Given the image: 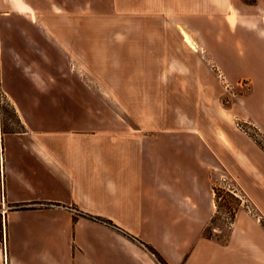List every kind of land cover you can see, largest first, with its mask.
I'll return each mask as SVG.
<instances>
[{"label": "crops", "instance_id": "1", "mask_svg": "<svg viewBox=\"0 0 264 264\" xmlns=\"http://www.w3.org/2000/svg\"><path fill=\"white\" fill-rule=\"evenodd\" d=\"M22 3L16 6L25 11ZM176 5L188 10L193 0H171L160 10H182ZM12 12L0 13L9 25V35L0 37V91L17 125L3 132L0 124V264H158L123 233L152 247L167 264H264V226L253 215L238 211L224 239L207 235L215 216L211 173L225 168L237 177L227 166L232 163L257 177L259 171L252 174L253 167L231 149L245 147L249 160L252 145L230 133L227 147L222 132H215L213 145L204 125L194 130L182 117L156 114L178 76L192 81L193 107L207 104L199 100L210 96L213 73L203 67L197 28L163 20L173 36L107 37L108 75L121 77L128 93L119 99L96 74L82 78V50L91 53L93 43L76 19L55 29L43 24L55 38L38 39L30 34L32 19ZM12 19L18 36L11 34ZM173 39L184 58H171ZM147 52L153 55L147 58ZM97 84L110 98H99ZM135 108L153 114L127 110ZM260 172L262 184L255 181L246 191L264 222Z\"/></svg>", "mask_w": 264, "mask_h": 264}, {"label": "rangeland", "instance_id": "2", "mask_svg": "<svg viewBox=\"0 0 264 264\" xmlns=\"http://www.w3.org/2000/svg\"><path fill=\"white\" fill-rule=\"evenodd\" d=\"M190 1L172 0L175 4ZM22 2L26 3L25 11L16 6L18 3L23 4ZM169 3L171 0H0V13L15 11L27 15L33 21L30 34L38 39L55 38V32L43 27V24L51 23L55 25V29L58 23L70 18L76 19L81 24L83 37L93 43L91 53L89 50H82V78H86L85 74L88 72L96 74L99 82L107 81L113 86V92L119 99L128 93L123 90L125 83L121 77L108 75L107 37L113 33L118 36L125 33L131 39L145 36L147 40L155 35L173 36L171 28L167 26L169 21L181 26L186 23L197 28L201 35L198 37L200 55L205 59L203 67L209 68L213 73V80L210 78L209 83L210 96L207 98L201 94L200 98L204 100H199L200 103L207 104L193 107L196 101L192 100L195 96L191 91L192 81L188 84L185 77L178 76L173 80L172 92L163 93L166 98L164 106L155 110L157 115L189 120L193 123L194 130L204 125L211 135L213 145L215 132L225 135L227 147L231 146L228 137L230 133L235 134L245 146L252 145L253 157H248L249 160L246 159L245 147L242 146L243 150L231 149L239 154L241 163L255 169L252 168V174L256 173V170L259 171L258 175L256 174L258 178L253 175L250 180L245 172H241L242 168L240 170L228 162L227 166L236 170L239 179L225 168L211 173L215 177L212 179L214 187L221 192L215 201V216L208 231L210 235L216 233L224 239L233 221L231 214L238 211L247 212L245 205L241 206L240 199L252 210V213H247L255 214V206L251 204L246 190L250 192V185L255 181L256 184H262L260 171H264V0H193V6L189 5L188 10L178 5L174 7L182 10H160L161 5ZM31 12H34V16ZM7 20L0 16V37L9 35ZM163 20H167L166 27ZM13 22L11 34L13 32L12 35L18 36V21L12 19ZM172 42L175 47L171 58H184L179 49L180 45L176 44L175 39ZM150 55L153 54L147 52L146 57L149 58ZM116 58L121 60L120 54H116ZM99 84V98L100 95L110 98ZM166 103L172 105L167 106ZM127 110L131 115L140 111H144L146 115L153 114V109ZM13 115V109L0 91L2 129L17 128ZM3 210L0 206V239H3ZM261 224L264 226L263 220Z\"/></svg>", "mask_w": 264, "mask_h": 264}, {"label": "trees", "instance_id": "3", "mask_svg": "<svg viewBox=\"0 0 264 264\" xmlns=\"http://www.w3.org/2000/svg\"><path fill=\"white\" fill-rule=\"evenodd\" d=\"M13 113H14V111H13ZM13 116L15 117L16 114L14 113ZM2 130H3V132H13L10 129H2ZM12 130H15V129H12ZM212 190H213V194H214V201H217L219 192H221V191H219V189H217L215 187H213ZM234 215H235V213L231 214L230 218L233 219ZM89 219H91V220H93L95 222H99V223H101V224H103L105 226L116 228L110 221L102 220V219H98V218H91V217H89ZM123 235L126 236L131 241L137 242L138 244L142 245L150 254L153 255V257L155 258V260L157 261L158 264H167L163 260V258L152 247H150L149 245L142 243L141 241H139L135 237L130 236V235L126 234V233H123ZM207 235H210L208 230H207Z\"/></svg>", "mask_w": 264, "mask_h": 264}, {"label": "built area", "instance_id": "4", "mask_svg": "<svg viewBox=\"0 0 264 264\" xmlns=\"http://www.w3.org/2000/svg\"><path fill=\"white\" fill-rule=\"evenodd\" d=\"M244 202H245V201H242V199H240L241 206L245 205V208H246L247 212H248V213H252V210H250L249 205H248V204L246 205ZM253 216L256 218V220H257L258 222H261V219H260V217H259L258 215L253 214Z\"/></svg>", "mask_w": 264, "mask_h": 264}, {"label": "bare ground", "instance_id": "5", "mask_svg": "<svg viewBox=\"0 0 264 264\" xmlns=\"http://www.w3.org/2000/svg\"><path fill=\"white\" fill-rule=\"evenodd\" d=\"M183 33V35L182 36H184V39H185V42L187 43L186 45L188 46H190L191 48H193V50H194V48H195V46H194V44L191 42V40L189 39V37L187 36L188 34H186L185 32H182ZM184 42V43H185Z\"/></svg>", "mask_w": 264, "mask_h": 264}]
</instances>
